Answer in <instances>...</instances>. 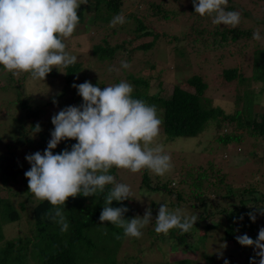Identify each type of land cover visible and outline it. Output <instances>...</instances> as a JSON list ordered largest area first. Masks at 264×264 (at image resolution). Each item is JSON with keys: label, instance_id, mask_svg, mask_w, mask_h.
<instances>
[{"label": "rangeland", "instance_id": "obj_1", "mask_svg": "<svg viewBox=\"0 0 264 264\" xmlns=\"http://www.w3.org/2000/svg\"><path fill=\"white\" fill-rule=\"evenodd\" d=\"M231 1L228 2L225 10L238 11L241 17L240 23L234 28L222 25L217 29L216 24L212 23V17L208 15L193 18L192 14L190 16L188 12L190 0H146L147 4L142 3L141 0H125L124 5L128 8H124L121 15L125 18L132 11L147 17L145 21L147 26L153 34L158 35L154 41L152 35L137 38L135 31L124 28L121 23L112 26L111 22L114 17L108 21L99 19L95 10L96 0H80V7L90 6V8L85 11L83 23L76 27V38L71 37L64 41L67 45L66 51L75 55L77 62L81 64V70L73 76V79H70L71 83L68 82L65 68H61V72L54 68L44 81L32 80L29 74L25 73L14 76L0 65V145L2 153H6L4 147L7 144L17 140L21 125H24L30 134L27 142L32 145V147L27 144L16 147L2 156L14 159L20 162L21 167L30 169L31 165L26 156L37 152L44 153L43 148H35V144H41L40 131L46 134L50 141L51 133L54 131L53 116L69 106L81 107L80 101L76 99L81 96L73 84L79 85L83 79H88L99 87L102 85L107 87L114 86L121 81L128 82L129 75L134 74L150 80L151 95L158 94L166 97L175 84H182L188 78L199 75L208 84L205 96L213 107H220L227 115H234L242 109L245 111V93L249 90L254 91L257 100L253 119L259 121L260 115L264 113V92L259 94L264 80L258 84L250 81V78L254 71V50L264 47V31L262 30L264 27L260 28L257 24L258 19H264V0ZM152 2L162 3L169 10L178 8L184 13L168 20L164 19L161 13L155 14L154 17L150 16L151 11L148 4ZM231 5L232 10L229 9ZM222 29L231 30L227 42H218L221 40L220 34L224 31ZM235 30L244 32L251 30V37L241 36L234 42L232 34ZM257 30L260 32V40L253 39V33ZM201 31H203L204 38ZM216 33L219 34L216 35V45L213 47L211 43L215 42ZM175 37L179 40L177 41ZM151 42H154L152 48H141ZM205 42H209V48L201 47ZM95 46H102L105 49L116 48L113 58L98 62L93 56ZM178 49H183L184 55L180 56ZM122 61L127 62L130 67L123 68ZM236 68L239 69L243 81L240 79L228 81L223 75L224 71ZM188 89L194 91L191 87ZM60 95L63 96L58 99ZM22 101L29 103L39 115L36 118L30 116L28 109L21 106ZM33 121L41 126L38 133L31 129ZM232 131L243 135L241 141L231 143L232 145L223 144L219 137L230 134ZM248 132V127H241L238 130L236 123L222 122V127L218 128V124L211 122L198 137H179L169 140L161 124L160 136L156 142L164 145L165 154L170 155L172 164L171 170L162 175V178L165 179L164 181L173 179L172 185L180 186L190 193V185L203 177V186L211 196V198L209 196L210 200L215 198L213 185H221L222 193H225L227 185L235 191L252 186L264 193V143L259 138L249 136ZM11 145L18 146L15 143ZM142 175V171L132 173L122 169H116V174H114L116 182L127 184L130 187L129 199H135L137 210L141 212L145 208L149 209L148 203L144 204L146 203L145 197L148 196H142L139 193ZM22 188H24V182L21 180L14 183L11 188L0 184V194L3 198L11 199L18 206V203L24 200V194L20 196L14 193ZM27 192L29 196H32L29 189ZM153 197L157 200L159 196L154 195ZM216 200L222 203L229 202L226 198ZM30 202L31 198L28 200L29 204ZM236 202H239V198L233 197L231 203ZM35 203L36 200H34ZM213 203L212 209L216 207L215 201ZM231 207V204L225 206L226 209ZM249 207L255 206L249 204ZM20 212H22L20 221L4 224L7 238L30 236L31 225L24 214L26 209H21ZM224 212L223 210L222 213ZM154 213L152 211L153 218L146 228L155 229V218L158 213L156 215ZM259 222L257 231L253 235L248 234L255 240L258 238L259 230L264 228V220ZM146 228L142 229V236L138 239L125 238L116 255L115 264H172L173 261L182 260L185 257L198 261V264H225V260L229 264H247L246 260L251 255H256V249L253 247L241 246L239 243L228 244L216 238L208 239L209 235L206 240L192 241L189 244L193 249L185 251L183 247V251L182 245L178 243L171 245L169 239H164L162 242L157 238L156 242L153 241L152 237L146 233ZM201 235L203 238L204 234L201 233ZM220 235L219 232L216 236L219 238ZM196 243L199 245L193 246ZM158 247L161 248L158 249ZM204 255H212L215 263L207 261ZM256 260L258 262L259 257Z\"/></svg>", "mask_w": 264, "mask_h": 264}, {"label": "trees", "instance_id": "obj_2", "mask_svg": "<svg viewBox=\"0 0 264 264\" xmlns=\"http://www.w3.org/2000/svg\"><path fill=\"white\" fill-rule=\"evenodd\" d=\"M124 1L96 0L95 10L97 17L108 21L112 17L121 15L124 12V8H128L124 5ZM229 1L232 2L231 0ZM141 2L147 4L146 0H141ZM148 5H150V16L153 17L155 14L161 13V16L168 20L169 18L174 19L175 16L178 17L179 14L184 13L178 8L169 10L162 3L156 4L152 2ZM233 5L236 6L235 4ZM88 8L90 6L78 9L80 21L77 27L83 23L85 11ZM188 9L190 16L192 14V18L194 16L199 17V14L195 12L193 0H190ZM229 9H233L232 5ZM146 19L148 18L142 14L131 11L125 16L122 25L124 28L135 31L137 38L152 35L155 41L158 35L153 34V31L149 29L148 24L145 22ZM257 24L260 28L264 27V19H258ZM221 26L216 25V28H221ZM262 30L264 31V28ZM230 32L231 30H224L220 34L221 40L218 42H227ZM201 34L204 38L203 31H201ZM218 34L214 35V41ZM76 36L77 32L75 30L72 37L76 38ZM241 36L250 38L251 30L246 32L235 30L232 34V40L236 42ZM175 39L179 40L178 37H175ZM214 45H216V41L211 43V46L214 47ZM153 46L154 42H151L143 45L141 48L150 49ZM201 47L209 48V42H205ZM178 50L180 56L184 55L185 51L183 49ZM115 51L116 48L105 49L102 46H95L93 56L96 57L98 62H103L104 60L112 59ZM65 69L67 71V78L69 79L68 82L71 83L70 79H73V76L81 70V64L76 62ZM223 75L228 81L235 79L243 81L238 68L226 70ZM85 80L91 82L88 79H83L81 84L87 82ZM261 80H264V47L254 50V71L253 76L250 78V81H255L258 84ZM128 83L133 86L132 96L134 99H140L148 105L156 106L157 115L162 120L164 134L169 140L179 137L195 138L202 134L211 122L218 124V128L222 127V122H227L228 124L236 123L238 130L241 127H248L249 132L247 134L251 137L259 138L264 143V113L260 115L259 121L255 118L253 119L256 113L254 108L257 97L252 90L247 91L244 96L246 110L244 109L245 111H243L242 109L234 115H227L220 107L212 106L210 100L205 96L208 84L199 75L188 78L182 84H175L170 94L166 97L158 94L151 95V84L148 79L132 74L129 75ZM92 85L98 86L94 83ZM100 87L103 89L105 86L102 85ZM190 87L194 91H190L188 89ZM263 92L264 85L263 87L261 86L259 94ZM62 96L60 95L57 98L60 99ZM76 99L80 101L79 105L82 106L84 103L83 98L76 97ZM21 106L28 109L30 116L36 118L39 115L38 111H34L26 101H22ZM36 125L37 122L33 121L31 129L34 130ZM20 127L19 134L16 137L17 140L10 142L4 147L6 153H2L0 145L1 186L11 188L19 180L24 182V188L14 193L20 196H22V193L24 194V200L20 201L18 206L11 199L3 198L0 194V264H115L116 255L122 243L125 238L129 239V237L124 235L123 228L107 222L102 224L100 221V215L105 206L104 198L113 186H106L104 193H97L93 197L80 195L75 198H69L65 206H61L69 224L68 231L62 232L60 225L54 223L48 216L49 209L52 206L48 202L36 200L32 193V196L28 195L27 189L29 187L25 172L30 169L21 167L20 162L14 159H7V156H2L19 146L27 144L32 147L27 142V137L30 134L24 125ZM242 136L236 131H232L230 134H224L219 137V140L225 145H232L231 143L240 142ZM39 137L41 144H35V148L41 147L45 151L49 141L48 137L42 131H40ZM11 143H15L18 146H12ZM76 143L77 141L75 140L62 141L53 150V154L62 153L66 149L71 150L72 146ZM110 174H116V169H111ZM142 174L139 193L142 196H148L145 197L146 203L144 204L148 203L149 208L155 212L154 215L158 213L159 206L165 204L170 210L180 208L185 214L189 216L196 215L198 217L196 225L187 233H182L179 229H172L167 235L157 234L154 229L145 227L147 229L146 233L155 242L157 238L162 242L164 239H169L171 245L175 243H178L180 246L182 245L183 251L184 248L185 251L193 249L189 243L192 241L196 242L199 239V241L206 240L208 235V239L216 238L221 239L223 242H228V244H237V236L244 234L253 235L258 229L259 221L264 220V193L258 191L255 187H244L239 191H235L227 185L225 186V193H222L220 191L221 185H213L215 198L213 196V200H210L211 196L205 189L206 187L203 186V177L199 178L196 183H192L190 185V193H187L182 187H175V184L172 185L173 179L164 181L165 179L161 175H154L148 170H142ZM154 195L159 196L157 200L154 199ZM233 197L239 198V202L231 203ZM29 198H31L30 204L28 203ZM221 198L229 199V202L222 203L216 200ZM34 200H36L35 204ZM214 201L216 207L212 209ZM228 204L232 205L230 209L225 208ZM249 204L255 207H249ZM112 207L127 208L128 211L123 214V219L126 221H130L136 217L142 218L145 215L144 211L146 209H143V212L137 210L135 199H127L122 202L113 201ZM21 209H26L24 214L31 225V234L27 237L7 238L5 236L4 224L20 221L22 218ZM223 210L225 211L224 214L222 213ZM249 213L255 215V222L252 221ZM219 232L221 235L218 238ZM201 233L204 234L203 238H201ZM198 245V243L193 244L195 247ZM195 247L194 249H198ZM172 249L174 250V246H172ZM204 257L207 261L215 263V258L212 255H204ZM257 257L256 255H251L246 260L247 264H251V259H257ZM172 264H198V261L185 257L182 260L173 261Z\"/></svg>", "mask_w": 264, "mask_h": 264}, {"label": "clouds", "instance_id": "obj_3", "mask_svg": "<svg viewBox=\"0 0 264 264\" xmlns=\"http://www.w3.org/2000/svg\"><path fill=\"white\" fill-rule=\"evenodd\" d=\"M227 4L228 0H193L196 14L212 17L213 24L234 28L240 23V13L226 11ZM80 6V0H0V65L14 76L25 73L32 80L44 81L54 68L60 71L74 65L77 57L66 51L64 41L73 36L79 24ZM116 23H124L123 15L113 18L111 25ZM253 39H261L259 30L253 33ZM121 66L130 67L125 61ZM73 87L83 98V105L69 106L54 115V131L44 153L26 156L31 165L25 172L30 193L52 206L49 218L66 232L69 224L61 206L69 198L93 197L112 185L104 198L100 221L121 227L126 237L138 239L153 218L152 210L146 209L142 218L124 220L128 209L114 208L112 204L129 199L131 189L116 182L110 170H148L161 176L171 170L170 155L165 154L164 145L156 142L162 124L157 108L134 99L133 86L125 81L103 89L91 82ZM34 130L38 133L40 125ZM65 140L77 143L71 150L53 154ZM249 216L255 222V215ZM197 220L196 215L189 216L180 208L170 210L161 204L154 230L165 235L172 229L187 233ZM236 239L241 246L256 249L259 261L252 258L251 264H264V228L259 230L256 240L247 234ZM225 264L229 262L225 260Z\"/></svg>", "mask_w": 264, "mask_h": 264}]
</instances>
